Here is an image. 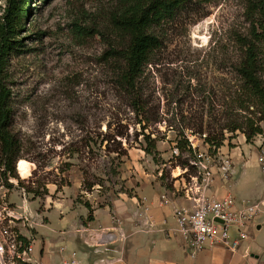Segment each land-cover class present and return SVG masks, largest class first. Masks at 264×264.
<instances>
[{"label": "rangeland", "instance_id": "obj_1", "mask_svg": "<svg viewBox=\"0 0 264 264\" xmlns=\"http://www.w3.org/2000/svg\"><path fill=\"white\" fill-rule=\"evenodd\" d=\"M120 1L34 0L24 53L10 61L8 73L12 129L31 172L23 176L19 160L20 179L7 181L0 165V264H29V248L25 255L20 252L19 237L46 246L40 229L51 235L61 225L60 211L69 206L77 212V235L86 243L91 234H108L105 228L81 227L102 214L116 223L112 231L118 238L124 233L125 240L127 223L145 226L146 233L161 223L164 238L153 254L162 264H248L250 255L241 261L223 247L216 248L217 256L211 255L215 249L192 256L175 232L174 208L190 203L186 193L196 192L192 177L198 174L195 152L178 149L176 141L183 129L193 148L209 154L212 163L231 158L232 176H216L210 195L220 196L223 190L242 199L239 195L264 179L259 161L264 134L245 145L243 133L233 138L227 133L216 155L204 141L207 133H192V116L207 121L224 110L219 98L238 84L232 66L242 55V40L264 42V0L188 4L164 27L163 48L145 69L137 99L121 87L118 65L108 60L111 18ZM4 4L0 0V13ZM148 137L157 143L151 153ZM240 145L235 159L230 149ZM163 193L169 203L154 205L151 213L148 200ZM257 241L264 245V227ZM126 262L124 257L121 264Z\"/></svg>", "mask_w": 264, "mask_h": 264}, {"label": "trees", "instance_id": "obj_2", "mask_svg": "<svg viewBox=\"0 0 264 264\" xmlns=\"http://www.w3.org/2000/svg\"><path fill=\"white\" fill-rule=\"evenodd\" d=\"M47 1V0H43ZM194 0H121L118 10L111 18L113 30L109 42L108 60L119 68V83L130 95L138 97V84L145 69L153 62L154 54L163 48L164 27L177 20L179 13ZM209 3L212 0H196ZM34 0H5L0 13V165L3 174L20 179L16 164L22 158V142L12 129L13 93L8 84L10 61L24 53V34ZM36 9V8H35ZM264 42L245 38L241 42L242 55L233 64L238 80L225 97H220V110L205 116H192V133L205 134L209 151L216 154L224 146L227 133L231 138L238 132L252 143L264 134ZM227 97V99H225ZM213 101H211L212 103ZM214 109V108H213ZM176 147L194 154L195 149L185 130H180ZM149 138L147 150H157L156 140ZM12 187V184L9 185ZM91 216V215H90ZM22 241L20 252L30 246V240Z\"/></svg>", "mask_w": 264, "mask_h": 264}, {"label": "built area", "instance_id": "obj_3", "mask_svg": "<svg viewBox=\"0 0 264 264\" xmlns=\"http://www.w3.org/2000/svg\"><path fill=\"white\" fill-rule=\"evenodd\" d=\"M191 140V138H190ZM193 145V144H192ZM195 149V148H194ZM193 164L198 174L192 177L196 192L187 191L189 204L174 208L173 217L176 221L175 232L189 247L192 256L208 248L223 247L230 251H237L252 232L264 227V197L257 200L238 199L232 193L224 195H210L209 188L216 176L227 180L232 176L233 162L229 157H221L218 162L212 163L209 154L197 152ZM217 155V154H216ZM260 167L264 174V151L259 156ZM161 205L169 203L166 193L160 196ZM154 226V224H152ZM231 228H233L231 230ZM123 233V232H122ZM120 237L125 241L123 233ZM113 237V234H91L90 241L95 246H103ZM123 238V239H122ZM107 249V248H106ZM4 247L0 243V253L3 255ZM24 255L26 250L22 252ZM21 257V256H20ZM124 256L99 257L95 262H84L77 251H72L59 264H121ZM29 264H45L40 260Z\"/></svg>", "mask_w": 264, "mask_h": 264}, {"label": "crops", "instance_id": "obj_4", "mask_svg": "<svg viewBox=\"0 0 264 264\" xmlns=\"http://www.w3.org/2000/svg\"><path fill=\"white\" fill-rule=\"evenodd\" d=\"M242 142L245 145L249 144L246 142L245 136ZM240 147L241 145L239 147L230 149V154L233 158H239L238 155L234 154L235 151ZM222 191V194L219 193L220 195H224L226 193ZM239 196L242 199L248 200H257L261 197H264V179L261 183L258 184L254 182L251 189L245 190V192H243ZM159 199L160 196L157 195L152 196L148 200V204L146 206L151 211V213L152 211L156 210L154 205L156 206L160 203ZM57 206L61 205L58 204ZM133 210L134 209H131L129 212H126V214H131ZM50 213L51 211H48V216L50 215ZM69 214L71 215V219L68 217ZM60 215L61 217L59 221L61 225L59 226V228L53 231L51 235L42 233L40 229L42 228V226H48V224L52 222L51 219L48 224L38 227L40 229V233L45 238L46 246L42 245V241L35 239L33 244L29 246L28 256L26 258L28 263L34 260H40L45 264H59L63 258L70 256V251L77 250L82 252L81 256L83 257L84 261L88 263H93L99 257L104 255L119 256L120 254H123L127 261L126 264H162L161 261L157 259L153 254L155 248L158 247V240L164 238L163 232L161 231L163 225L160 222L159 225L153 223L155 226L148 228V233L143 232L144 230H146L144 229L145 226H139V224L135 222L127 223L125 225L123 224V230L127 235V240L121 241V239L116 236L115 232L112 231L113 229H117L115 225L116 223L107 215L96 214V216L94 215V218L91 222H89L88 224H82L81 227H87L90 229L105 228L109 230L108 233H110V231L114 233H112L113 237L109 239V241H107L105 245L99 247L95 246L93 243H86L77 235V231L78 229H80L78 228L80 224L76 219L77 212L75 210H72L69 206L68 211L63 213L61 210ZM262 230L263 226L255 232H252L248 240L246 239L243 242L242 246L234 252L233 256L241 261H246L245 258L247 259L249 257H252L251 262H248V264H264V245L260 246L257 241V234H259ZM216 248H208L215 249V251L211 253L212 256L219 255V253H215L217 251Z\"/></svg>", "mask_w": 264, "mask_h": 264}, {"label": "bare ground", "instance_id": "obj_5", "mask_svg": "<svg viewBox=\"0 0 264 264\" xmlns=\"http://www.w3.org/2000/svg\"><path fill=\"white\" fill-rule=\"evenodd\" d=\"M19 170L23 176H28L31 172V163L25 159H20Z\"/></svg>", "mask_w": 264, "mask_h": 264}]
</instances>
